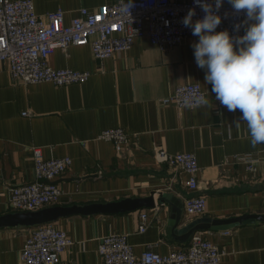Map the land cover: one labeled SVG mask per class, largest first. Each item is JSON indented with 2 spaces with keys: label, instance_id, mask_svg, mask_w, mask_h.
Returning a JSON list of instances; mask_svg holds the SVG:
<instances>
[{
  "label": "crops",
  "instance_id": "1",
  "mask_svg": "<svg viewBox=\"0 0 264 264\" xmlns=\"http://www.w3.org/2000/svg\"><path fill=\"white\" fill-rule=\"evenodd\" d=\"M37 14L65 11V21L80 9L94 10L121 0H32ZM127 1V0H125ZM185 2L189 0H177ZM225 5H229L224 0ZM198 37L162 50L148 37L137 39L130 51L108 60L95 59L89 46L56 50L49 65L56 70L88 71L85 84H23L0 72V220L16 213L11 205L14 187L35 178L33 147L45 159L70 157L71 168L58 179L61 207L106 205L154 194L155 208L131 213L91 217L71 216L55 225L65 231L72 246L62 255L64 264H100V240L127 234L136 255L148 245L167 255L186 248L168 234L172 205H160L159 194L181 200L203 196L207 212L201 216L229 219L264 216V145L252 148L246 125L236 127L239 111L217 108L214 94L209 107L178 108L164 103L179 85L198 84L204 90V71L195 63L191 44ZM28 112V116H23ZM122 128L129 136L118 156L113 143L97 140L104 130ZM170 154L193 153L200 172L199 188L189 192L188 176L156 159V150ZM253 153L258 171L250 173L237 155ZM151 221L139 233L141 214ZM184 213L179 228L195 219ZM206 240L225 253L222 264H264V223L226 231L202 232ZM28 228L0 226V264H23L20 253Z\"/></svg>",
  "mask_w": 264,
  "mask_h": 264
},
{
  "label": "built area",
  "instance_id": "2",
  "mask_svg": "<svg viewBox=\"0 0 264 264\" xmlns=\"http://www.w3.org/2000/svg\"><path fill=\"white\" fill-rule=\"evenodd\" d=\"M134 3L131 17L122 10L119 1L94 10L80 9L79 14L66 23V13L62 9L39 15L32 0H0V72L7 68L13 81L26 85L53 83L63 87L85 84L91 77L90 72L56 70L49 65V59L56 50L67 53L72 46H89L95 59L105 61L115 54L130 51L134 42L144 37L166 50L193 36L191 29L181 23L189 9L195 7L194 21L204 16L201 8L194 5V0H134ZM225 12L229 15L222 19L216 31L227 29L235 35L233 25L244 16L232 15L231 6L223 4L218 14L223 17ZM243 34L244 29L241 28L239 35ZM203 91L198 84L179 85L172 95L164 99V103H173L183 109L186 108L183 104L185 96L199 95ZM216 107L226 109L219 101H216ZM22 115L28 116L29 113ZM96 139L113 143L117 155L122 156L123 145L129 136L124 129L114 128L102 131ZM32 151L35 178L14 187L11 193L10 205L17 212H35L57 205L62 195L57 181L73 164L70 157L45 159L41 147H33ZM155 156L159 163L188 176L189 192L198 190L200 167L195 154H170L157 149ZM236 158L248 172L258 171L259 159L253 153L237 155ZM183 207L187 217H201L207 212V200L203 196H190L184 199ZM140 218L138 231L145 233L151 221L148 213H142ZM72 244L67 233L55 223L28 228L20 258L23 264H64L62 255ZM152 246L148 245L141 255H136L127 234L105 236L98 247L100 264H222L225 256L201 232L191 237L188 247L174 248L165 256L154 252Z\"/></svg>",
  "mask_w": 264,
  "mask_h": 264
},
{
  "label": "clouds",
  "instance_id": "3",
  "mask_svg": "<svg viewBox=\"0 0 264 264\" xmlns=\"http://www.w3.org/2000/svg\"><path fill=\"white\" fill-rule=\"evenodd\" d=\"M232 15L243 14L244 19L233 25L231 35L227 29L216 31L223 18L219 11L224 0H194L204 12L201 19L193 20L195 7L182 19L198 37L191 44L197 67L204 71V84L211 85V93L205 87L199 95H187L183 99L186 108L209 107L215 100L228 112L241 113L234 121L236 127L246 125L250 145H264V0H227ZM122 10L131 17L134 0H121ZM241 28L244 34L239 35Z\"/></svg>",
  "mask_w": 264,
  "mask_h": 264
},
{
  "label": "water",
  "instance_id": "4",
  "mask_svg": "<svg viewBox=\"0 0 264 264\" xmlns=\"http://www.w3.org/2000/svg\"><path fill=\"white\" fill-rule=\"evenodd\" d=\"M153 193L150 197L139 199H125L116 203L106 205H92L86 207H61L50 206L35 212H16L0 220V226H23L33 228L48 224H53L61 219L71 216H95L99 214L120 215L131 213L142 209L155 208ZM160 205L170 203L172 205L173 217L169 221L168 234L177 241L185 243L198 232L206 231H226L240 226L256 223H264L263 215H244L229 219H215L209 216L195 219L189 224L181 227L183 222V202L172 194H159Z\"/></svg>",
  "mask_w": 264,
  "mask_h": 264
}]
</instances>
